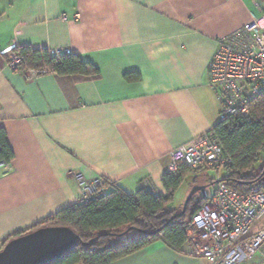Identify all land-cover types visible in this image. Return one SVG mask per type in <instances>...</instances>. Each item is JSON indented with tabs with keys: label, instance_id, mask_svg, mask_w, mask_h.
<instances>
[{
	"label": "crops",
	"instance_id": "0c3cea01",
	"mask_svg": "<svg viewBox=\"0 0 264 264\" xmlns=\"http://www.w3.org/2000/svg\"><path fill=\"white\" fill-rule=\"evenodd\" d=\"M262 15L264 0H0V130L15 154L0 179V249L79 204L76 173L166 196L171 151L220 123L219 40ZM20 47L71 50L100 74L26 80L8 61ZM114 264L209 263L189 242L158 241ZM245 264H264V248Z\"/></svg>",
	"mask_w": 264,
	"mask_h": 264
},
{
	"label": "trees",
	"instance_id": "16d2710c",
	"mask_svg": "<svg viewBox=\"0 0 264 264\" xmlns=\"http://www.w3.org/2000/svg\"><path fill=\"white\" fill-rule=\"evenodd\" d=\"M15 52L22 58L16 72L32 70L58 76L93 78L100 74L97 67L78 56L55 58L51 56V51L27 47L17 48ZM8 61L10 63L9 59ZM125 78L127 81L134 79L130 75ZM251 116L253 120L250 122L237 118L229 124L219 123L214 129L225 153L233 159L231 172L221 182L239 192H250L254 185H260L264 190V161L261 162L264 155V94L252 103ZM14 158L6 132L0 130V163L9 165ZM199 172L202 171L180 167L177 172L165 175L162 181L167 191L166 196H156L146 190L137 195H129L114 185L111 188L104 181L111 190L108 189L102 198L88 203L80 201L79 204L60 211L31 230L13 235L0 250L10 241L40 228L65 227L75 231L80 242L60 262L54 264H114L158 241L181 252L188 243L186 227L209 198L203 197L194 207L196 194L189 202L186 213L174 220L172 218L182 211L176 213L171 205L187 178L197 176ZM130 229L129 233L122 236ZM134 232L138 234L137 237L123 244L122 240L129 238ZM88 243L91 244L85 246Z\"/></svg>",
	"mask_w": 264,
	"mask_h": 264
},
{
	"label": "built area",
	"instance_id": "2783aa9c",
	"mask_svg": "<svg viewBox=\"0 0 264 264\" xmlns=\"http://www.w3.org/2000/svg\"><path fill=\"white\" fill-rule=\"evenodd\" d=\"M50 54L61 58L71 56L72 52L57 49ZM8 59L16 72L22 58L10 51ZM18 73L33 80L42 72ZM209 85L221 100L220 123L229 124L237 118L253 120L251 105L264 94V15L219 40L209 67ZM169 156L170 173L190 167L229 174L233 166V159L225 153L214 132L174 149ZM7 170L8 164L0 163V179ZM75 179L84 203L102 198L110 188L103 180L88 181L81 173H76ZM186 234L188 242L209 264L251 262L264 248V190L254 185L250 192H239L220 181L214 195L186 227Z\"/></svg>",
	"mask_w": 264,
	"mask_h": 264
},
{
	"label": "water",
	"instance_id": "95a60500",
	"mask_svg": "<svg viewBox=\"0 0 264 264\" xmlns=\"http://www.w3.org/2000/svg\"><path fill=\"white\" fill-rule=\"evenodd\" d=\"M199 192H203V197L207 196L205 187L197 186L187 199L183 211L172 220L186 213L189 202ZM130 231L131 229L122 236ZM79 242V235L70 228H40L10 241L0 250V264H54L74 250Z\"/></svg>",
	"mask_w": 264,
	"mask_h": 264
},
{
	"label": "rangeland",
	"instance_id": "374dc122",
	"mask_svg": "<svg viewBox=\"0 0 264 264\" xmlns=\"http://www.w3.org/2000/svg\"><path fill=\"white\" fill-rule=\"evenodd\" d=\"M263 161H264V155L261 158V162ZM202 173L203 172H199L197 176H199ZM202 175L203 176L201 177V180L198 177H196L194 181H187V182L185 181V183L181 186L180 190L177 192L175 196L174 202L171 205V209H173L176 213L178 212L180 213L183 210V207L187 199L189 198L190 194L197 188L194 187L196 184H199L198 186L201 187H206L208 194L212 195L218 187V182L224 180V178L226 177L225 172L217 173L214 171H207L204 172V174ZM202 198H203V192L197 193L195 197L196 200L194 203V207H196L200 203V200ZM137 235L138 234L136 232L132 233L129 236L130 240L135 239ZM123 240H124L123 244H125L127 241L126 239Z\"/></svg>",
	"mask_w": 264,
	"mask_h": 264
}]
</instances>
